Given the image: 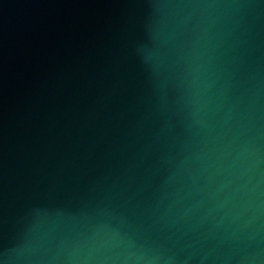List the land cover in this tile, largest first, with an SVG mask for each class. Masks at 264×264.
<instances>
[{
    "label": "water",
    "instance_id": "1",
    "mask_svg": "<svg viewBox=\"0 0 264 264\" xmlns=\"http://www.w3.org/2000/svg\"><path fill=\"white\" fill-rule=\"evenodd\" d=\"M0 264H264V0H0Z\"/></svg>",
    "mask_w": 264,
    "mask_h": 264
}]
</instances>
